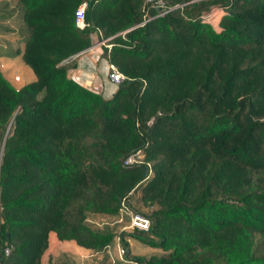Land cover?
Listing matches in <instances>:
<instances>
[{"label": "trees", "instance_id": "1", "mask_svg": "<svg viewBox=\"0 0 264 264\" xmlns=\"http://www.w3.org/2000/svg\"><path fill=\"white\" fill-rule=\"evenodd\" d=\"M81 1L0 0V36L20 43L0 57L33 74L0 72V264H39L49 231L104 254L116 235L84 218L135 190L149 228L119 233L125 260L264 264V0H166L181 6L143 24L144 0H85L78 29ZM212 6L219 31L200 20ZM93 34L124 77L107 99L68 76ZM126 236L163 253L131 255Z\"/></svg>", "mask_w": 264, "mask_h": 264}, {"label": "crops", "instance_id": "2", "mask_svg": "<svg viewBox=\"0 0 264 264\" xmlns=\"http://www.w3.org/2000/svg\"><path fill=\"white\" fill-rule=\"evenodd\" d=\"M73 57L75 66L68 70V76L86 89L100 94L102 98H110L117 86L107 79L109 63L102 56L100 44H90V46ZM2 58L0 57V59ZM5 60H7L5 65L8 66L11 59L6 58ZM26 73L29 79L32 80L31 73L28 70ZM18 78L21 80L19 76ZM9 81L11 84H14L12 79L9 78ZM21 84L24 83L22 82ZM125 240L128 243L131 255L141 254L134 250L140 249L138 246L133 247V242L136 239L126 236ZM103 252L104 254L92 252L90 249L76 244L73 240H58L55 233L49 231L47 235V247L40 256L39 264H103V262H105L104 264L107 262L108 264H137L123 258L120 244L115 240H113L112 246L109 244Z\"/></svg>", "mask_w": 264, "mask_h": 264}, {"label": "rangeland", "instance_id": "3", "mask_svg": "<svg viewBox=\"0 0 264 264\" xmlns=\"http://www.w3.org/2000/svg\"><path fill=\"white\" fill-rule=\"evenodd\" d=\"M14 0H9V6H11L13 4ZM211 11V15L210 17L207 18V22H204L208 25H210L215 31H219L220 28L218 26V22L220 17L223 15V10L220 6H212L207 12ZM207 12H203L201 15L207 13ZM200 15V16H201ZM201 20V17H200ZM206 20V18H205ZM19 22V19L17 18V15L15 14L14 17L8 22V24H5L6 22H3V24H1L2 27H8V28H15L17 23ZM1 32V31H0ZM1 35V34H0ZM108 39H103V40H98L97 39V34H93V36L91 37V44L94 43H99L100 46H106L107 48H109V44H106V41ZM0 44L1 47H4L6 49L5 52L8 51H12L13 49H15L16 47H20V43H18V41H16L15 36L11 33H7V36L3 35L0 37ZM6 58H2L0 59V72L2 73V75L9 81V78L12 79V82L14 84H12L14 87H18L20 86V83H26L28 81H30L28 74L26 73V71L28 70L30 73L31 71L23 65V63L18 59L17 56L11 57V58H7V59H11L9 60V65L6 66L5 62H7V60H5ZM27 69V70H26ZM19 76L21 78V80L19 81H14L13 77L14 76ZM13 76V77H12ZM31 76L33 77V74L31 73ZM139 157H136V161H139L140 159H142L143 154L141 152L138 153ZM151 174V172H150ZM129 203L130 206L127 205V201H122L119 205L118 211L115 215H108L105 217H97L96 215L93 214H87L84 218V221L87 225H89L90 227L97 229V230H109L112 231L116 237H114L113 240L117 241L118 243L119 241V233L121 232H130L129 229H125L124 227L128 224L129 222V212H134L133 208L138 209L140 212H147L148 207L145 205H142L139 201V191L135 190V191H131L129 193ZM136 213V212H135ZM118 237V239H116ZM112 240V242H113ZM137 241V242H136ZM133 242V247H140V249L136 250L134 249L136 252H140L143 256H150V255H158L163 253L160 249L155 248V247H151L149 245L143 244L142 242L136 240ZM112 242L110 243L112 246ZM154 248V249H153ZM130 250V249H129ZM122 254V252H121ZM140 254V255H141ZM137 255V254H135ZM123 256V255H122Z\"/></svg>", "mask_w": 264, "mask_h": 264}, {"label": "built area", "instance_id": "4", "mask_svg": "<svg viewBox=\"0 0 264 264\" xmlns=\"http://www.w3.org/2000/svg\"><path fill=\"white\" fill-rule=\"evenodd\" d=\"M146 5L151 7L155 11V14L153 16H149L145 10L142 16V21L139 24L145 23L152 17L162 16L166 14L169 10L181 6V5L170 6L166 3V0H144V7ZM85 7H86V1L83 0L79 3V5L74 10V23L78 29H83L86 26L84 22ZM210 15H211V11L201 15L200 16L201 21L207 22V18L210 17ZM97 44L99 43L97 42ZM123 78H124L123 75L116 69V67L113 66L112 64H109L108 72H107V79L111 83H113L115 86H117L122 81ZM13 80L18 81V76L15 75L13 77ZM139 152L140 151H136L135 153L127 156L124 159L123 164L127 165V164H132L136 162V157H139V154H138ZM124 228L129 229L130 231H132L133 229L146 231L149 228V220L146 217L138 213L129 212V222ZM4 253L7 254L8 249H5Z\"/></svg>", "mask_w": 264, "mask_h": 264}, {"label": "water", "instance_id": "5", "mask_svg": "<svg viewBox=\"0 0 264 264\" xmlns=\"http://www.w3.org/2000/svg\"><path fill=\"white\" fill-rule=\"evenodd\" d=\"M151 121H152V119H150V120L148 121V125H150V124H151Z\"/></svg>", "mask_w": 264, "mask_h": 264}]
</instances>
